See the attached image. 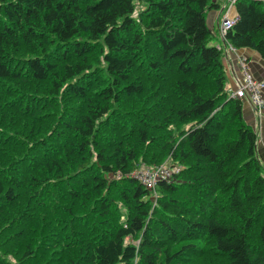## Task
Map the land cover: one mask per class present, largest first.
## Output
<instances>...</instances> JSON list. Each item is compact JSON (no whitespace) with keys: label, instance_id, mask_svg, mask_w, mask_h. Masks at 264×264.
<instances>
[{"label":"trees","instance_id":"trees-1","mask_svg":"<svg viewBox=\"0 0 264 264\" xmlns=\"http://www.w3.org/2000/svg\"><path fill=\"white\" fill-rule=\"evenodd\" d=\"M218 7L0 0V264H264V166ZM234 7L226 41L264 60L263 0ZM166 159L152 188L135 176Z\"/></svg>","mask_w":264,"mask_h":264},{"label":"crops","instance_id":"crops-1","mask_svg":"<svg viewBox=\"0 0 264 264\" xmlns=\"http://www.w3.org/2000/svg\"><path fill=\"white\" fill-rule=\"evenodd\" d=\"M219 3L217 9L208 10L206 20L215 34L214 43L222 50V63L225 69V88L233 89L241 81L242 73L239 65V57L245 59L248 72L255 80L264 81V60L258 53L251 48H240L231 50L229 43L222 41L218 33V23L225 12L228 0H216ZM231 15L236 14L234 5L229 9ZM264 93V91H263ZM241 109L244 120L249 124L256 133V155L261 164L264 166V112L259 114L254 110L249 102L242 98Z\"/></svg>","mask_w":264,"mask_h":264},{"label":"built area","instance_id":"built-area-1","mask_svg":"<svg viewBox=\"0 0 264 264\" xmlns=\"http://www.w3.org/2000/svg\"><path fill=\"white\" fill-rule=\"evenodd\" d=\"M235 0H228L226 4V9L224 14L218 23V33L220 39L222 41H226L225 34L232 26L235 21L236 14L231 15L229 13V9L234 5ZM264 5V0H263ZM229 48L231 50H235V48L229 44ZM239 65L241 68L242 78L238 85L233 89H227L228 96L246 99L250 106L256 110L259 114L264 112V81L263 80H255L250 75L247 69V65L244 57H239ZM161 165V164H160ZM160 165L156 167H150L146 170L134 172L135 176L147 187L152 188L155 182L159 179H168L171 175V172L176 171L177 168L174 167H160ZM152 168V169H151Z\"/></svg>","mask_w":264,"mask_h":264},{"label":"rangeland","instance_id":"rangeland-1","mask_svg":"<svg viewBox=\"0 0 264 264\" xmlns=\"http://www.w3.org/2000/svg\"><path fill=\"white\" fill-rule=\"evenodd\" d=\"M167 160V161H166ZM165 161H163L162 163H160L161 165H160V167H163V166H165V167H171L172 166V164H170V161L168 160V159H166ZM153 167V166H152ZM148 168H150L149 166H147L146 164H140V166H139V168H138V170H137V172H139V171H143V170H146V169H148ZM152 169V168H151Z\"/></svg>","mask_w":264,"mask_h":264},{"label":"bare ground","instance_id":"bare-ground-1","mask_svg":"<svg viewBox=\"0 0 264 264\" xmlns=\"http://www.w3.org/2000/svg\"><path fill=\"white\" fill-rule=\"evenodd\" d=\"M215 38V37H214ZM171 176V175H170ZM156 188V187H155Z\"/></svg>","mask_w":264,"mask_h":264}]
</instances>
